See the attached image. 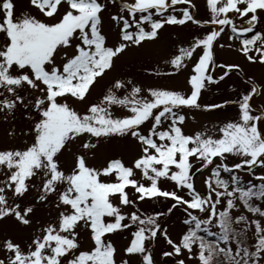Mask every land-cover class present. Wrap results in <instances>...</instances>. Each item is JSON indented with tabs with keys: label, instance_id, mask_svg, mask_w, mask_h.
I'll list each match as a JSON object with an SVG mask.
<instances>
[{
	"label": "snow or ice",
	"instance_id": "snow-or-ice-1",
	"mask_svg": "<svg viewBox=\"0 0 264 264\" xmlns=\"http://www.w3.org/2000/svg\"><path fill=\"white\" fill-rule=\"evenodd\" d=\"M181 2L0 0V264H156L157 236L176 264H264V104L251 102L264 98V73L261 83L243 73L250 87L231 116L198 123L230 103L202 101L204 90L241 67L221 59L213 71L225 30L228 46L264 69V0H205L208 19ZM186 24L219 27L172 33L159 67L145 68L171 85L145 87L120 70L166 26ZM161 198L169 214L182 210L175 239L161 211L140 207Z\"/></svg>",
	"mask_w": 264,
	"mask_h": 264
},
{
	"label": "rangeland",
	"instance_id": "rangeland-1",
	"mask_svg": "<svg viewBox=\"0 0 264 264\" xmlns=\"http://www.w3.org/2000/svg\"><path fill=\"white\" fill-rule=\"evenodd\" d=\"M193 2L197 5L196 8L190 9L193 11L197 18H204L208 19L210 17L205 16V0H193ZM187 6L186 2L182 0L181 4L177 5V9L180 7ZM105 23L107 24V14L105 17ZM261 27H264V20L261 21ZM206 27H219L217 25H199L194 26L191 24H186L185 26H166L161 33L162 40L157 41L156 45L154 46H145L139 52H131L130 54H126L124 57L121 58L120 61V70L124 72L132 71L136 74V79L144 83L145 87L149 86L152 83H158L161 85H171L174 82V77L170 75H165L163 73L159 74V79H156L157 74L148 75L145 73V68L149 65L153 67H159L156 62L157 55L167 51L171 47H173V41L176 40V36H178L181 40H185L189 37V35L196 34L197 31H202ZM175 33L176 36L172 35ZM229 31L225 30L224 33L221 35L218 41L216 57H217V68L213 69V71L218 75L219 71L221 70L219 65V60L223 59L226 62L232 63H239L241 65L240 69L235 70L229 74L227 78H224L220 81L213 82L210 84L209 88L204 90L203 95L201 97L202 101L205 102H214L218 99H227L229 100V105L220 111H208V112H200L198 113V123L211 124L215 121L216 118L222 116H231L233 114V103L238 98V93L250 87L249 82L245 79L243 73H247L248 75L253 76L257 83H261V75L264 73V69L260 66H251L249 65L246 60L240 56L237 50L233 47H229L228 45L232 42L228 40ZM178 42V41H177ZM223 42L225 47L220 48L219 43ZM229 85H234V87H229ZM251 102L259 107L261 104H264V98L261 97L260 92L254 94L253 98H251ZM195 123V122H194ZM187 131V127L185 128ZM3 126L0 125V137L3 136ZM236 157L233 156L230 158L228 162H235ZM125 161L128 162V153L125 152ZM99 162V161H96ZM247 166H242L240 170L241 174L245 176V179H252L253 182L255 178L251 177L250 175L244 173V168ZM257 171H264V169H260L257 167ZM206 174V172H197L195 173V186L200 191H206V187L202 184V178ZM171 187V185H169ZM131 191V189H129ZM264 206V205H262ZM140 207L145 211H161L162 216L160 218V223L163 226H168V231L173 239H175L178 233L181 231L182 225V210L179 207H176L170 214L164 209V201L163 198L160 200L155 199H146L144 202L141 203ZM37 219L43 221V218L47 215V208L40 209L38 208L34 213ZM251 233H249V237ZM15 238V236H14ZM128 238L127 233H121L119 237L116 239V245L118 250L121 248L122 245L125 244ZM214 237H211V239ZM153 244V255L156 261V264H176V261L179 259L178 256L173 257H164L160 255L161 251L168 249L166 243H164L162 236H157L152 240ZM234 246V244H233ZM122 257L119 255V251L117 253V260L121 259ZM188 264H195V261L191 258H188Z\"/></svg>",
	"mask_w": 264,
	"mask_h": 264
},
{
	"label": "trees",
	"instance_id": "trees-1",
	"mask_svg": "<svg viewBox=\"0 0 264 264\" xmlns=\"http://www.w3.org/2000/svg\"><path fill=\"white\" fill-rule=\"evenodd\" d=\"M211 239V237H209Z\"/></svg>",
	"mask_w": 264,
	"mask_h": 264
}]
</instances>
